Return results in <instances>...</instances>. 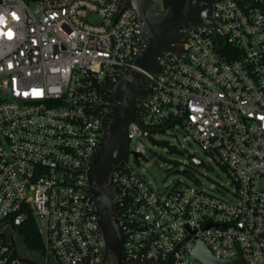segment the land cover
I'll return each mask as SVG.
<instances>
[{"label":"built area","instance_id":"2783aa9c","mask_svg":"<svg viewBox=\"0 0 264 264\" xmlns=\"http://www.w3.org/2000/svg\"><path fill=\"white\" fill-rule=\"evenodd\" d=\"M125 1L0 0V231L15 228L19 254L0 236V264L106 260L87 166L109 111L99 106L113 101L143 45ZM213 19L185 26L178 49L151 75L129 126V153L112 172L107 188L127 264H204L192 257L199 241L218 258L241 250L245 264H264V0H218ZM169 130L184 131L206 158L190 155L194 184L160 191L139 167L149 137ZM212 163L227 176L220 194L192 172ZM31 218L43 239L34 256L19 252V228Z\"/></svg>","mask_w":264,"mask_h":264},{"label":"water","instance_id":"95a60500","mask_svg":"<svg viewBox=\"0 0 264 264\" xmlns=\"http://www.w3.org/2000/svg\"><path fill=\"white\" fill-rule=\"evenodd\" d=\"M218 0H126L123 7L134 9L143 28V45L136 58V68L126 79L120 80L112 88V102L101 107L109 111L103 117L104 135L92 154L88 166V193L96 200V213L99 215L101 236L106 241L105 259L109 255L115 258V264H127L125 257V232L119 225L116 211L117 200L113 192L106 189L111 181L112 172L124 163L129 153V126L138 120L140 103L150 95L151 75L162 70L161 60L166 54L175 52L183 37L185 26L214 25L213 6ZM145 135H149L144 131ZM153 144L171 147L167 141L149 137ZM8 223H4L0 236L8 237L13 251L16 249V230L5 232ZM192 257L204 264H245L240 250L236 258L225 260L218 258L211 248L199 241ZM28 264L38 262L22 257Z\"/></svg>","mask_w":264,"mask_h":264},{"label":"rangeland","instance_id":"374dc122","mask_svg":"<svg viewBox=\"0 0 264 264\" xmlns=\"http://www.w3.org/2000/svg\"><path fill=\"white\" fill-rule=\"evenodd\" d=\"M158 1L161 2L162 0ZM90 20L98 21V18L95 14H91ZM154 137L157 140L167 141L173 149L155 145L148 141L147 144L151 150L149 151V155L143 158V165L139 167L133 155L130 156V163L140 168L156 190H166L168 185L178 181L194 184L196 182L195 178L186 171L190 166V155L195 154L201 158H206L199 143L187 137L184 131L169 130L167 132H156ZM192 172L202 183L201 187L203 189L216 194L221 193L218 187L220 184L226 183L227 180V176L223 170L214 163H212V167L210 168L198 166ZM19 252L23 255L28 254L27 249L22 246L19 247ZM37 258L42 261L41 258ZM109 264H115V261L110 259Z\"/></svg>","mask_w":264,"mask_h":264},{"label":"trees","instance_id":"16d2710c","mask_svg":"<svg viewBox=\"0 0 264 264\" xmlns=\"http://www.w3.org/2000/svg\"><path fill=\"white\" fill-rule=\"evenodd\" d=\"M112 100H114L113 97ZM19 232L23 238L24 245L28 251L27 255L34 256L36 253L43 251L42 235L39 232L38 226L34 218H31L28 222L21 226L19 228ZM110 259L112 261H115V258L113 256H110L108 258V263Z\"/></svg>","mask_w":264,"mask_h":264},{"label":"flooded vegetation","instance_id":"af4514ba","mask_svg":"<svg viewBox=\"0 0 264 264\" xmlns=\"http://www.w3.org/2000/svg\"><path fill=\"white\" fill-rule=\"evenodd\" d=\"M106 190H107L108 192L110 191L108 188H107ZM8 225H9V223H8ZM8 225H7V226H8ZM10 227L12 228V226H10ZM111 256H112V255H111ZM109 257H110V256H109ZM109 257H108V258H109ZM108 258L104 261L103 264H109V263H108Z\"/></svg>","mask_w":264,"mask_h":264}]
</instances>
